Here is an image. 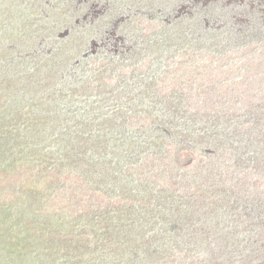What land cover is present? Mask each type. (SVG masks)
Listing matches in <instances>:
<instances>
[{
    "label": "rangeland",
    "instance_id": "obj_1",
    "mask_svg": "<svg viewBox=\"0 0 264 264\" xmlns=\"http://www.w3.org/2000/svg\"><path fill=\"white\" fill-rule=\"evenodd\" d=\"M0 55L14 69L38 67L49 89L77 87V106L96 105L103 119L128 109L151 136L154 152L132 163L148 183L123 186L151 209L134 234L167 238L186 220L169 199L198 190L188 225L207 240L192 245L194 264L213 253L215 264H264V0H0ZM214 163L236 192L231 179H241L243 200L202 182ZM79 199V211H106L99 192Z\"/></svg>",
    "mask_w": 264,
    "mask_h": 264
},
{
    "label": "trees",
    "instance_id": "obj_2",
    "mask_svg": "<svg viewBox=\"0 0 264 264\" xmlns=\"http://www.w3.org/2000/svg\"><path fill=\"white\" fill-rule=\"evenodd\" d=\"M5 59L0 55V264H163L170 259L174 264H194L195 246L207 240L195 242L196 234L188 225L200 208L194 200L198 190L169 199L167 206L175 207L174 212L186 220L167 222L173 225L167 238L146 235L147 229L140 235L133 232L148 223L151 212L141 198L139 203L133 197L134 185L148 183L141 171L134 174V165L154 149L145 129L130 124L132 112L122 108L115 113L120 118L103 119L96 114V105L90 110L77 106L82 96L77 87L69 94L49 89L44 77L37 75L38 67L18 70ZM37 94L35 103L23 102L28 95L37 99ZM119 127L124 135L113 130ZM158 158L161 164L166 160L163 155ZM208 170L202 182L208 180L213 193L221 194L214 196L229 199L233 192L240 196L237 200L244 199L240 194L244 189L238 186L241 179H231L236 192L225 184V173L215 163ZM122 189L126 191L113 195ZM98 192L107 196L106 211H100L101 203L79 211V198ZM212 255L201 264L205 259L215 264Z\"/></svg>",
    "mask_w": 264,
    "mask_h": 264
}]
</instances>
